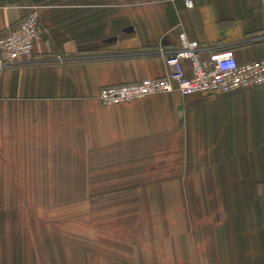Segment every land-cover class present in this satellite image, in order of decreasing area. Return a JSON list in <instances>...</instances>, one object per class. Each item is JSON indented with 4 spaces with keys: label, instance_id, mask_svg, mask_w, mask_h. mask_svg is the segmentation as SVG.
Here are the masks:
<instances>
[{
    "label": "crops",
    "instance_id": "obj_1",
    "mask_svg": "<svg viewBox=\"0 0 264 264\" xmlns=\"http://www.w3.org/2000/svg\"><path fill=\"white\" fill-rule=\"evenodd\" d=\"M193 4L0 0V35L44 29L0 76V264H264V86L99 100L165 77L180 33L264 58V0Z\"/></svg>",
    "mask_w": 264,
    "mask_h": 264
},
{
    "label": "built area",
    "instance_id": "obj_2",
    "mask_svg": "<svg viewBox=\"0 0 264 264\" xmlns=\"http://www.w3.org/2000/svg\"><path fill=\"white\" fill-rule=\"evenodd\" d=\"M185 4L189 9L194 5L193 0H185ZM43 31L39 11L34 9L6 35H0V76L6 69L31 59ZM165 64L169 69L165 77L105 87L99 100L112 106L174 92L183 96L224 95L264 86V58L240 63L233 50L204 52L200 43L186 33L179 34V47L165 57Z\"/></svg>",
    "mask_w": 264,
    "mask_h": 264
}]
</instances>
